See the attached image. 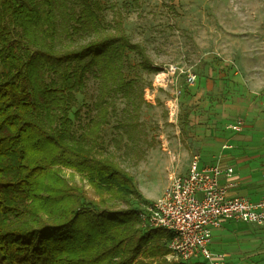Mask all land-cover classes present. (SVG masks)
<instances>
[{"label":"trees","instance_id":"16d2710c","mask_svg":"<svg viewBox=\"0 0 264 264\" xmlns=\"http://www.w3.org/2000/svg\"><path fill=\"white\" fill-rule=\"evenodd\" d=\"M99 11L96 0H0V264H205L164 259L169 235L141 226L149 202L100 145L108 98L132 91L126 53L157 68L120 30L74 43L101 28ZM89 74L99 91L78 134Z\"/></svg>","mask_w":264,"mask_h":264},{"label":"rangeland","instance_id":"374dc122","mask_svg":"<svg viewBox=\"0 0 264 264\" xmlns=\"http://www.w3.org/2000/svg\"><path fill=\"white\" fill-rule=\"evenodd\" d=\"M96 1L100 7L97 14L101 28L75 35L74 43H84L120 30L130 42L144 48L153 68L177 64L196 76L192 86L179 80L181 98L176 124L166 109L171 99V86L155 85V73L138 67L139 58L133 53H126L123 70L126 80L133 82L129 97L118 94L108 98L109 122L101 128L100 145L133 177L142 196L159 197L166 187L170 170L166 163L170 157L164 150L184 154L187 161L198 155L208 161L218 159V139L228 131L226 126L233 124L224 119L227 105L243 99V86L248 92L252 91L245 75L250 61L243 60L239 67L237 60H225L228 51L224 41L235 39L233 36L242 37V40L246 36H256L249 23L251 18L253 25L258 18L264 19V0H246V4L244 0ZM236 11L244 13L248 20V24L243 22L245 31L239 32V36L227 31L237 24ZM254 39L257 45L254 44L252 51L264 56V36ZM98 91L99 80L89 74L84 93L77 95L78 102L73 109V112L80 109L76 120L78 134L82 131L79 127L83 129L87 124L86 112ZM144 97L145 103H142ZM184 165L187 163L182 162L181 166ZM60 176L70 183L83 185L88 194L97 199L93 188L79 175L63 169ZM125 207L124 203L115 205V208ZM215 248L228 254L227 264H264V227L235 224L217 240Z\"/></svg>","mask_w":264,"mask_h":264},{"label":"built area","instance_id":"2783aa9c","mask_svg":"<svg viewBox=\"0 0 264 264\" xmlns=\"http://www.w3.org/2000/svg\"><path fill=\"white\" fill-rule=\"evenodd\" d=\"M180 78L187 86L196 81V76L189 69L177 64H168L155 74V85L172 87L166 109L174 120L181 95L177 86ZM145 97L142 103H145ZM261 105L264 106V99ZM242 128L239 121L227 126L234 132ZM262 172L264 175V167ZM232 174L230 167L200 165L199 158L195 156L185 174L170 171L159 198L141 207L138 214L141 226L164 230L169 235L166 242L168 252L164 256L167 262L224 264L223 256L210 250L214 230L222 228L226 221L264 227V191L256 202L245 197H227L226 187L219 183V179L230 178Z\"/></svg>","mask_w":264,"mask_h":264},{"label":"crops","instance_id":"0c3cea01","mask_svg":"<svg viewBox=\"0 0 264 264\" xmlns=\"http://www.w3.org/2000/svg\"><path fill=\"white\" fill-rule=\"evenodd\" d=\"M243 3L246 4L247 1L244 0ZM234 15H236L234 17L237 24H235L234 27L228 28L227 31H231L233 34L238 35L239 32L245 31L243 22L248 24V20L245 19L244 13L243 15L241 13L237 14L236 11ZM253 22V18H251L249 27L252 33H256V36H246L245 40H242V37L233 36L235 39L224 41V45L227 47L228 51V54H225V60H237L239 67L242 66L241 62L243 60L250 61V67L246 68L245 75L249 80V84H251L252 91L248 92L243 86V99H241L240 102L237 99L232 105H227V113L224 114V119L231 120L232 123L238 120L243 121V128L238 132L227 129L228 131H224L223 134H221L217 144V160L208 161L204 160L199 155L197 157L199 158L200 165H217L222 168L230 167L233 169V174L230 178L222 177L219 179V183L226 187L227 197H245L252 202H256L264 191V175L262 172V168L264 167V106L261 105L264 99V56L253 52L252 47L257 45L254 38L259 39L264 36V19L258 18L255 25L252 24ZM225 31H223V36H226ZM227 44L230 45L232 50H229ZM229 65L228 67H230ZM161 68L162 67L157 68L155 74H157ZM231 72H234V70H231ZM258 77L262 79L259 81L255 80V78ZM179 80L182 79L180 78ZM179 80L177 83L178 87L180 86ZM258 89L261 91H254ZM180 98L181 95L178 99L177 116L174 124L177 123L179 118ZM236 115H238L237 117L239 118H236ZM240 115L242 118H240ZM164 152L170 157V161H166L167 168L168 166L170 167L169 172L175 171L178 174H185L187 172L192 159L187 161L184 154H176L174 151L167 152L164 150ZM182 162H186L187 165L182 167ZM143 197L148 202H153L159 198L158 195ZM235 224L241 223L226 221L223 223L222 228L212 232L210 250L215 254L222 255L224 264L228 263V254L217 251L215 246L217 240L224 237L225 231ZM249 226L263 227L257 225Z\"/></svg>","mask_w":264,"mask_h":264}]
</instances>
